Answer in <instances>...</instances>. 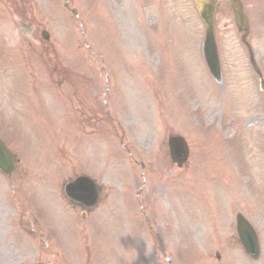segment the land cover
Returning <instances> with one entry per match:
<instances>
[{"label":"rangeland","instance_id":"rangeland-1","mask_svg":"<svg viewBox=\"0 0 264 264\" xmlns=\"http://www.w3.org/2000/svg\"><path fill=\"white\" fill-rule=\"evenodd\" d=\"M239 1L264 78V0ZM214 35L221 84L194 0H0V139L19 161L0 175V264H264V94L226 1ZM106 96L119 127L80 123ZM172 134L190 148L181 169ZM79 175L100 189L91 211L64 196Z\"/></svg>","mask_w":264,"mask_h":264},{"label":"water","instance_id":"water-1","mask_svg":"<svg viewBox=\"0 0 264 264\" xmlns=\"http://www.w3.org/2000/svg\"><path fill=\"white\" fill-rule=\"evenodd\" d=\"M220 0H196L195 7L198 10L200 19L205 26V38L202 45V53L208 71L216 82L221 81V73L219 68V59L213 34V14L216 3ZM232 7L233 19L238 32H245L244 37L248 34L247 20L241 11V6L237 0H229ZM237 9H234V7ZM73 12V11H72ZM74 13V12H73ZM25 33L29 32L28 27H23ZM44 39H48L46 34H43ZM261 88L264 91V82H261ZM169 148L171 158L177 162L179 166L187 159V147L183 140L179 137H174L169 140ZM13 170V164L9 153L0 142V171L4 174H10ZM66 194L69 198L83 202L85 205H92L96 202V191L93 183L87 178H79L75 182L66 187ZM236 232L239 242L243 246L245 253L251 259H257L259 255V247L257 237L251 226L245 219L238 215L236 218Z\"/></svg>","mask_w":264,"mask_h":264},{"label":"flooded vegetation","instance_id":"flooded-vegetation-1","mask_svg":"<svg viewBox=\"0 0 264 264\" xmlns=\"http://www.w3.org/2000/svg\"><path fill=\"white\" fill-rule=\"evenodd\" d=\"M83 115V114H82ZM89 122V119H88V113L84 114L83 116H81V119H80V123L84 124L85 126H87ZM17 165H19V161L17 159Z\"/></svg>","mask_w":264,"mask_h":264}]
</instances>
